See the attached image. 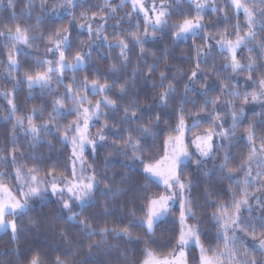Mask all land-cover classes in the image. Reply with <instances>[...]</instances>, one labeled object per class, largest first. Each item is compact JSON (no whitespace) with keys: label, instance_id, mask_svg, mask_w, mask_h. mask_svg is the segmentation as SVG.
Wrapping results in <instances>:
<instances>
[{"label":"snow or ice","instance_id":"1","mask_svg":"<svg viewBox=\"0 0 264 264\" xmlns=\"http://www.w3.org/2000/svg\"><path fill=\"white\" fill-rule=\"evenodd\" d=\"M126 6L131 11L118 15ZM0 7L8 13L0 20V49H8L0 60V79L11 85L0 90L7 105L0 122L11 125L0 146V235H7L12 245L0 256H14L15 264H264V134L257 132L264 129V119L248 121L247 116V106L259 103L264 117V0H103L101 5L91 0H0ZM173 15L182 20L170 23ZM208 15L218 19L206 24ZM65 19L67 26L41 29ZM218 24L223 31H208ZM109 28L115 30L111 41ZM189 40L190 51L175 56L179 44ZM116 49L118 55L111 56ZM93 52L110 61L105 71L93 62ZM217 54L223 57L219 70L210 65ZM170 57L193 67L181 69L169 63ZM78 73H84L79 80ZM242 73H247L243 80ZM23 86L25 101L40 100L27 114H20L16 103ZM205 123L207 128L195 131ZM49 136L64 156L41 169L47 160L20 151L25 145L19 141L23 137L32 150L46 144L50 156L55 145ZM241 144L246 153L237 160L232 149ZM102 148L111 151L101 171L96 162ZM25 155L35 161L32 167L21 162ZM60 163L62 171L57 170ZM117 164L127 172L109 176ZM185 169L208 182L231 181L235 187L217 191L229 200H210L209 183L204 199L215 210L197 217L200 205L192 194L198 185ZM149 185L163 191L152 193ZM97 195L104 197L102 204ZM52 197L60 205L55 211L90 242L75 239L68 228L59 229L50 220V231L65 247L49 259L38 250L40 217L29 214L37 202L42 206ZM97 206L105 217L121 211L123 226L93 227L89 221L97 214L89 210ZM205 218L213 222L215 247L205 246L211 244L201 227ZM133 228L143 235H134ZM29 236L25 249L21 245L29 243Z\"/></svg>","mask_w":264,"mask_h":264},{"label":"trees","instance_id":"2","mask_svg":"<svg viewBox=\"0 0 264 264\" xmlns=\"http://www.w3.org/2000/svg\"><path fill=\"white\" fill-rule=\"evenodd\" d=\"M115 3H119V0H114ZM218 3L223 4V0H218ZM91 4L93 5H101L103 4V0H91ZM184 9L185 12H188V8L187 5L182 4L181 5ZM20 7H22L21 4L17 3V11H19ZM85 7H88L87 5ZM173 7H175V5H173ZM95 10V9H93ZM131 8L129 6H126L121 12L118 13V15H123L124 12H130ZM193 15L195 13H192ZM8 13L7 11L0 7V20H4L6 19ZM75 15L78 17L79 16V10L75 13ZM218 19V15H208L205 17V23H211L215 20ZM243 19V17H241V20ZM182 20V17L177 16V15H173L170 19V23H176L178 21ZM34 21H29V23H32ZM137 20L134 19L132 21V23H136ZM141 23V30L143 29V23L142 20L139 21ZM108 23L111 25L113 23L112 20H109ZM61 24H63L64 26H67L68 24V20H57L55 25H42L41 29H43L44 27H60ZM124 28L126 30L129 29V24L125 23L124 24ZM132 31H135V29H131ZM224 30V25L223 24H218L216 27L214 28H210L208 31L210 33L215 34L218 31H223ZM115 30L112 28H109L107 30V35L109 36V40H112V34ZM73 35H75V31L73 32ZM81 40L87 41V36H81L80 37ZM170 43V42H169ZM196 44H200V40H196L195 41ZM191 44V40L189 41H185V42H181L179 44V46L176 48L175 51V56H179L182 52L186 53L190 51L189 45ZM8 51L7 48L4 49H0V60H4L5 56L4 53H6ZM34 51V50H32ZM100 51L104 52L107 51V49H105L104 47H101ZM135 51L133 50V56L135 57ZM119 50L116 49L114 51L111 52V56L115 57L116 55H118ZM44 54V49L40 48L39 50V55H43ZM244 55L247 56L248 53L245 51ZM23 59V58H22ZM93 62L96 64V66H98L101 71H105L106 67H107V63H109L110 61H101L97 58V54L95 52H93V56H92ZM149 59L151 60L152 57L149 56ZM169 63H175L179 68L184 69V70H188L191 69L193 67V64L190 61H182L179 59H174L172 57H170L169 59ZM223 63V57L220 55H215L214 59L210 60V65H214L215 68L217 70L220 69L221 64ZM24 69L22 68L21 71H23ZM4 71V68L2 66H0V74H2ZM89 72H91V69L89 70ZM72 73H66V76H71ZM84 75V73H78L77 74V79L79 80L82 76ZM206 75H209L211 78V74L206 72ZM247 73H242L241 74V80H243V77L246 76ZM91 78V77H90ZM199 86V82L198 85ZM182 88V86H181ZM11 89V85L8 84L6 81H4L3 79H0V90H10ZM61 91H63V89H60ZM251 90V89H249ZM241 91H243V88H241ZM219 94V90H217L216 92H212L209 94L210 98L218 95ZM27 95V88L26 86H23L21 91L17 94V99H16V103L21 106L22 108V112L20 114H27V109L33 107L34 105H39L40 104V100L36 99V100H31V101H25L24 100V96ZM191 95V94H190ZM93 97L90 96V99H92ZM6 102L5 100L0 97V116L4 115V108H6ZM189 109H191V105L188 106ZM260 113V105L259 103H255L252 105L247 106V116H248V121H254L257 119H264V117H260L259 116ZM68 119H73V117H68ZM36 123H40L41 121L39 119H37L35 121ZM66 122V121H64ZM101 123H103V117L101 118ZM170 124H174L175 121L172 120L169 122ZM100 123L96 124L95 127L91 128V132H95L100 128ZM165 124L164 122H162V127H164ZM208 124H202L201 127L199 129H196L195 131H202L204 128H207ZM247 127V122H245V124L243 125V127H241L240 129H238L239 133H242L244 131V128ZM11 128L10 124H3V122H0V146H3L6 144L7 142V137H8V133H9V129ZM258 134H264V129L258 128L257 129ZM47 139L49 141L52 142V144L55 145V148L51 150V155L49 156V152L50 149L48 148V146L45 145H41L39 146L37 149L32 150L29 149L27 147V144H25V141L23 139V137H21L19 143L24 144V148L20 149V151H24L25 153H31L33 155H36L37 157H41L43 156L46 160L47 163H41L39 164V167L41 169H45L48 164L57 162V158L59 157L60 161L63 160V156H64V152L62 151H57L59 149H61V145L59 143L56 142V140H54L51 136L47 137ZM112 137H109V143H111L112 141ZM259 141H257L258 143ZM10 147V145H9ZM110 149L107 148H102L99 152V155L97 157V162H96V167L98 170H104V164H103V160L106 156H108V153L110 152ZM147 151V150H146ZM233 154L236 156L237 160L239 159V157L241 155H244L246 153V149L244 148V145L241 144L238 148L232 149ZM87 156V153H86ZM89 163L92 162V157L87 156ZM111 158V157H110ZM120 159H123L122 157H120ZM22 163H25L28 167H32L33 164L35 163V161L29 160L27 155H25L22 159H21ZM2 170V169H0ZM9 171H11V167H9L8 169ZM58 171H62L63 170V164L60 163V166L57 169ZM113 171H122V172H127V169H121L120 166L117 164L115 165L114 168L109 169L108 170V175H112ZM185 175H191V178L194 182V184H197L198 187L194 188L193 190V198L195 199L196 204L200 205L199 210L197 211L196 215L197 217H207L208 215H210V213L212 211H214V207H208L207 206V202L204 199L205 196V189L209 188V183H211L212 187L209 188V191L211 193L210 196V200H214V201H227L229 200L230 196L228 194H224L221 193L219 195H217V191L220 188H227L229 185H231L232 187H235L234 184H232L231 181H219L218 179H213L211 182H208L206 180V178H204L201 174L199 173H191L190 169H185L184 170ZM41 175H43V171L41 172ZM99 178V177H98ZM8 183L10 185L15 184L14 180H10L8 181ZM104 183H107V181H105ZM104 183H101L100 187L103 188L104 187ZM137 183L139 184H143L144 181L143 180H138ZM149 189L152 193H159L162 192V188H158L155 187L153 185H149ZM97 201L98 204H102L104 201V197H101L99 195H97ZM57 198L56 197H52L49 201L44 202L43 205L41 206L39 204V202H37V207L35 209V211L31 212L29 215L36 217L39 215L40 217V221L42 224V227L39 229V233L37 236V240H38V244L40 245V247L38 248V250L42 251L43 254H45L49 259H54L55 256L60 255L61 252L64 250V245H60L59 244V235L58 234H53L50 231V226H49V221H52V224L56 227H58L59 229H63V228H68L72 233H73V237L75 239H82L85 241V243H88L90 241H88L87 237L83 236L80 233V230L78 228H76L75 226L69 224L66 222L65 219H63L56 211L55 209L58 208L60 205L56 202ZM137 209L139 207V203H137L136 205ZM74 211L76 210L75 208L73 209ZM89 211H95L97 214V219L90 220L89 223L92 224L93 227L95 228H100L105 226V224H107V226L109 227H122L123 224L119 223L120 218L123 216V213L121 211H115L112 215H109L107 217H105L102 213V209L97 206L95 209H90ZM82 215H88V211L84 212ZM142 215V213H140L137 210V216ZM174 216H178V212L173 213ZM11 218V217H9ZM24 222L27 223L28 222V217H24ZM128 222V218L124 219V224H127ZM190 223H192V221H190ZM201 227L204 229L205 232L209 233V239L211 240V244L209 245L207 242H205V246H211V247H215L216 245V241L214 239L215 236V228L213 227V222L210 221L209 219L205 218L202 221ZM134 235H143V232L141 229L139 228H133L132 229ZM157 236H160V233L157 232ZM29 243H25L22 244L21 246L25 249H27L32 241V237L29 236ZM93 240L98 239V237H92ZM9 237L7 235H0V251L6 250L9 247H12V245H10L8 243ZM203 240V237H202ZM49 245H52L51 247ZM56 247L60 248V252L56 251ZM140 248H143V245L139 246ZM197 254V252H194L193 255ZM84 255V252L81 251L80 256L82 257ZM136 258H139V252L137 251L136 254ZM15 264V257L14 256H0V264Z\"/></svg>","mask_w":264,"mask_h":264},{"label":"rangeland","instance_id":"3","mask_svg":"<svg viewBox=\"0 0 264 264\" xmlns=\"http://www.w3.org/2000/svg\"><path fill=\"white\" fill-rule=\"evenodd\" d=\"M96 132V131H95ZM95 132H93L92 134H95ZM163 190V189H162ZM10 219V218H9ZM197 253H198V250H197Z\"/></svg>","mask_w":264,"mask_h":264}]
</instances>
